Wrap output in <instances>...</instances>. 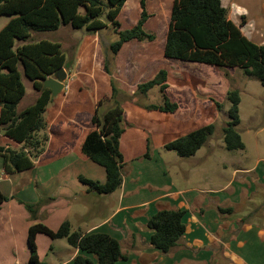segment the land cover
<instances>
[{"label":"crops","instance_id":"0c3cea01","mask_svg":"<svg viewBox=\"0 0 264 264\" xmlns=\"http://www.w3.org/2000/svg\"><path fill=\"white\" fill-rule=\"evenodd\" d=\"M221 1L228 19L240 27L242 34L252 43L264 45V0ZM130 2L136 3L135 0H126L124 6ZM132 41L137 40L129 42ZM84 44L87 46L88 43ZM16 56L24 58L22 54ZM104 62L105 57L101 66L103 72H96L104 75L100 88L101 80L95 77V70L93 78H83L62 66L67 72V81L72 79L69 83L65 82L59 94L52 95L47 105L48 140L44 150L34 156L24 148L27 154L19 169L5 172L0 179V192L7 197L0 204V239L10 240L11 252L13 250L16 254L14 262L13 259L10 261L13 264H29L28 232L31 225L40 222L56 230L62 222L69 221L72 229L82 234L98 231L120 240L127 259L115 264H264V160L257 157L252 166L241 165L236 155L234 159L222 160L213 152L216 147H225L223 140L220 145L209 143V149L202 155L198 154L200 148L195 154L185 157L187 166L181 168L182 175L170 169L172 159L167 160V157L171 156L172 150L165 149V144L211 123L198 119L204 115L202 104L195 103V108L188 106L181 112V106L176 102L178 109L168 113L147 110L139 106L135 99L125 101L124 127L120 136L123 155L121 186L110 194H98L81 180L80 177L100 183L106 180L104 167L81 151L83 139L93 127L91 118L99 101L112 94L111 75L107 73L109 84L105 96ZM213 67L208 69L211 71ZM228 69L233 77L238 68ZM20 70L25 87L20 101L23 99L26 105L18 110L23 113L35 104L40 93L26 75L23 64ZM55 73L47 74L45 80ZM23 78L31 82L33 91L26 93ZM218 78L222 86H227V91L231 85L228 78L219 72ZM151 89L144 103L162 105L163 100L162 103L148 101ZM30 92L35 94V99L28 104L33 99L26 100ZM6 118L0 107V144L23 149V143L4 130ZM148 144L150 157L146 158L144 154ZM145 161H154L156 165L149 167L144 165ZM140 162L139 170H135ZM130 163L131 167L128 166ZM219 166L224 170L230 168V172H218ZM1 168L3 156L0 153ZM175 177L181 178V185ZM165 208L185 211V231L168 253L151 244L153 231L146 226L152 214ZM43 235L39 233L35 238L38 254L41 241L46 239ZM65 243L61 242V245L68 257L57 264H71L77 254L95 261L92 254L71 246L67 240Z\"/></svg>","mask_w":264,"mask_h":264},{"label":"trees","instance_id":"16d2710c","mask_svg":"<svg viewBox=\"0 0 264 264\" xmlns=\"http://www.w3.org/2000/svg\"><path fill=\"white\" fill-rule=\"evenodd\" d=\"M126 0H0V13L15 15L11 28L0 32V107L7 115L4 130L23 143V149H12L0 144L3 156V169L6 173L15 172L29 152L38 156L44 150L48 140L45 112L52 100L50 88L44 86L47 74L58 71L63 65L67 71L72 68V61L66 56L62 44L58 41L32 39V34L52 32L62 26L71 25L74 29H86L98 32L105 28V19L113 22V29L118 38L109 43L110 52H104V68L111 75L112 94L101 99L95 114L91 118L92 128L86 133L81 144V151L95 163L104 167V183L80 177L90 189L98 194H110L118 189L123 178V155L120 150V136L124 127L125 101L135 99L136 103L147 110H159L173 113L178 103L172 102L167 94L170 85L168 72L160 69L148 80L142 81L130 96H126L120 84L112 76V54H118L122 46L131 40L155 39L145 25L150 17L146 0H139L140 13L131 28L120 29L115 19ZM35 12L41 21L27 18L25 12ZM82 11V12H81ZM18 37L13 44V38ZM18 50L16 56L15 51ZM35 56V58L33 57ZM164 56L169 59L204 63L228 69L237 67L244 74L257 77L264 86V45H257L248 40L240 27L228 19L227 10L221 0H173L169 24L164 43ZM25 73L39 91L38 98L25 112L20 113L18 105L25 92L22 83L21 65ZM225 75H227L225 73ZM224 75V76H225ZM226 77V76H225ZM159 86L163 95L162 105L145 104L144 98L149 89ZM230 102L229 120L223 130V140L228 150L244 148L237 126L240 123L238 89L231 88L226 94ZM218 110L222 104L214 101ZM214 122L205 124L165 144V149L175 151L180 157H189L197 152L215 132ZM144 157H150V145ZM7 199L0 192V204ZM33 211L31 205H28ZM185 211L165 208L156 211L149 218L146 226L153 231L151 244L164 253H168L177 244L185 231L183 222ZM42 233L51 239H66L88 256L77 254L71 264H115L127 259L122 252L120 240L104 232L82 234L72 229L69 221L61 223L52 230L43 223L29 227L30 246L29 264H45L40 260L35 242L36 235ZM68 264V263H66Z\"/></svg>","mask_w":264,"mask_h":264},{"label":"rangeland","instance_id":"374dc122","mask_svg":"<svg viewBox=\"0 0 264 264\" xmlns=\"http://www.w3.org/2000/svg\"><path fill=\"white\" fill-rule=\"evenodd\" d=\"M135 1L136 3L133 4L131 1L126 7L124 3L120 12L116 14L114 20L119 22L117 27L119 26L120 29L131 28L136 23L140 7L139 0ZM172 3L173 0H146V7L150 17L146 22L145 28L149 33L155 35V39L149 40L144 38L140 41L128 42L120 49L119 55H116V59L110 54L112 56L110 65L113 71L112 76L120 84V87L125 92L124 94L131 96L139 82L153 76L156 70H167L168 82L170 83L167 94L172 101L179 103L181 106L180 111H185L188 106L195 108V103L202 104L205 111L204 115L199 116V121L214 122L216 125L215 132L201 147L199 155L204 154L209 149V143L218 145L222 143V128L229 120L227 111L230 107V102L227 100L226 94L229 89L236 86L240 91L241 98L239 104L240 124L237 128L244 143V148L240 150H228L224 146H219L214 148L215 152H213V155L222 160L234 159V155H236V160H239L241 165L247 166L254 165L257 157L264 160V86L257 77L246 75L239 68L232 77L229 69L222 70L213 67V70L210 71L208 68H212L211 65L166 58L164 56V43ZM25 14L30 20L41 21V17L35 14V12L26 11ZM15 18V15L4 12L0 13V32L3 29L11 28ZM113 25V22L105 19V28L95 33L87 31L85 28L74 29L71 25H65L57 31L32 34L31 38L38 39V41H58V43L62 44L66 56L72 61L73 65L70 72L76 73L77 76L80 75L83 78L90 76L93 78L92 72L94 70L95 73L99 70L102 71L101 66L103 64L104 52H110L109 43L118 38ZM17 39L18 37L13 38V44ZM83 42H87V46ZM17 53L18 50L15 51V54ZM218 72L223 76L225 73L227 74L225 75L228 78L227 81L229 84L231 83L227 91V86L224 87L219 83ZM95 75L98 80H101L100 88L103 84L102 77L104 75L97 73ZM23 81L26 86V93L28 90L33 91L31 82L25 78H23ZM108 84L109 77L105 71V96H107ZM34 95L33 92H30L29 95L27 94L26 100L33 98ZM148 97L150 99H148L149 102L162 103L163 100L158 86L153 87L149 91ZM34 99L29 101L28 104L32 103ZM214 101L222 104L221 110H217ZM25 105L26 103L22 99L18 105V109ZM170 154L171 156L167 157V160L172 159L171 171L174 173L177 171L179 175H182L181 168L187 166V159L178 156L173 150ZM176 160L180 161L177 162ZM239 161L236 162L239 163ZM130 165L132 163L128 164V166ZM140 165L141 162L139 166L135 167V170H139ZM144 165L151 167L155 166L156 162L145 161ZM229 169L224 170V167L219 166L217 170L218 172L228 173L230 172ZM177 179H179L178 183L181 185V178L175 177L176 181H178ZM43 236L46 239L41 241L39 250L40 260L46 264H57L68 257L67 252L61 245V242H66L65 239L54 241L46 235ZM0 241H3L0 245V264H13L12 261L14 262L16 254L13 250L11 252L8 242L10 241L9 238H3ZM11 259L13 260L10 261Z\"/></svg>","mask_w":264,"mask_h":264},{"label":"water","instance_id":"95a60500","mask_svg":"<svg viewBox=\"0 0 264 264\" xmlns=\"http://www.w3.org/2000/svg\"><path fill=\"white\" fill-rule=\"evenodd\" d=\"M67 72L61 67L54 76L44 80V86L51 89L52 95L56 96L65 87V82L67 81Z\"/></svg>","mask_w":264,"mask_h":264},{"label":"built area","instance_id":"2783aa9c","mask_svg":"<svg viewBox=\"0 0 264 264\" xmlns=\"http://www.w3.org/2000/svg\"><path fill=\"white\" fill-rule=\"evenodd\" d=\"M5 173L4 169H2V171H0V179L2 178V175Z\"/></svg>","mask_w":264,"mask_h":264}]
</instances>
